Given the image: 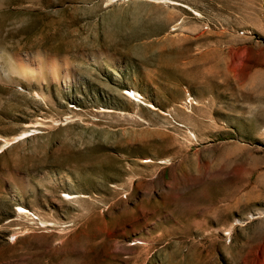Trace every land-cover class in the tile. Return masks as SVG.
I'll return each mask as SVG.
<instances>
[{"label": "rangeland", "instance_id": "obj_1", "mask_svg": "<svg viewBox=\"0 0 264 264\" xmlns=\"http://www.w3.org/2000/svg\"><path fill=\"white\" fill-rule=\"evenodd\" d=\"M0 150V264H264V0H0Z\"/></svg>", "mask_w": 264, "mask_h": 264}, {"label": "bare ground", "instance_id": "obj_2", "mask_svg": "<svg viewBox=\"0 0 264 264\" xmlns=\"http://www.w3.org/2000/svg\"><path fill=\"white\" fill-rule=\"evenodd\" d=\"M127 93H130V91H127ZM132 96H133V98H136V94L134 93V92H132ZM27 126H30L31 127V125H27ZM27 134V132H22L19 136H17V137H14L12 140H17L18 138H20V137H22V136H24V135H26ZM4 142H6L5 140H4ZM2 152V150H0V153ZM82 196V195H81ZM72 198H76L75 196H69V198L68 199H72ZM17 209H20V211H17L16 210V213L17 214H21V213H28V211L26 210V209H23L22 207H17ZM228 234V233H227Z\"/></svg>", "mask_w": 264, "mask_h": 264}]
</instances>
